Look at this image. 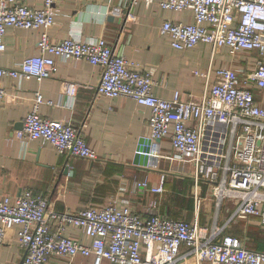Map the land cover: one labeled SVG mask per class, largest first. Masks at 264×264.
<instances>
[{"label": "built area", "instance_id": "built-area-1", "mask_svg": "<svg viewBox=\"0 0 264 264\" xmlns=\"http://www.w3.org/2000/svg\"><path fill=\"white\" fill-rule=\"evenodd\" d=\"M57 1L43 0L40 8H34L18 0H0V54L6 48L8 27L39 32L38 54L12 69L0 65V79L42 80L54 74L56 58L85 60L97 66V93L129 98L147 108L150 139H169L179 160L193 165L195 184L208 183L216 206L225 200L232 202L234 209L225 225L250 218L264 225V0H158L160 9L190 13L187 21L165 20L160 26V33L169 37L174 50L182 52L205 43L213 53L222 49L232 56L256 53L249 68L207 70L202 74L205 85L197 99H182L179 91L171 98L154 95L152 73L140 71L135 63L115 54L104 37L71 34L52 42L48 29L55 23ZM139 1L152 0H130L131 5ZM79 87L65 82L62 93L75 99ZM5 95L0 85V101ZM43 103L51 104L40 92H34L30 111L21 129L14 132L15 138L21 144L39 139L59 155L96 160V152L71 120L49 119L38 113ZM164 181L162 174L156 185L146 178L133 185L160 194ZM199 205L195 195L196 209ZM67 225L81 229L90 243L63 235ZM14 227L24 251L22 264H49L51 256L71 259L76 255L91 256V264L104 260L110 264H182L190 257L196 264H264V252L247 248L233 236L216 241L223 227L201 226L197 216L191 222L156 213L141 217L129 204L58 212L49 208L45 196L28 189L14 200L0 199V244L6 231ZM183 246L186 251L181 250Z\"/></svg>", "mask_w": 264, "mask_h": 264}, {"label": "crops", "instance_id": "crops-1", "mask_svg": "<svg viewBox=\"0 0 264 264\" xmlns=\"http://www.w3.org/2000/svg\"><path fill=\"white\" fill-rule=\"evenodd\" d=\"M18 1L34 8L43 4V0ZM157 2L139 1L131 5L130 0H58L54 5L55 23L48 34L54 43L71 34L104 37L115 54L135 63L140 71L152 73L155 82L152 92L161 98H171L179 91L182 99H197L205 85L202 74L207 70L253 65L256 53L239 52L232 56L225 49L213 53L205 43L182 52L174 50L169 37L160 33V26L165 20L187 21L190 13L163 10ZM38 35L37 30L8 27L0 65L12 69L25 58L37 55ZM99 81L97 66L85 60L59 58L54 74L42 80H12L7 76L0 79L6 92L0 101V199L14 200L28 189L45 196L49 208L58 212L73 213L109 204L121 208L129 204L141 217L156 213L191 222L197 216L201 226L223 227L216 241L233 236L241 239L247 248L264 252V225L256 218L225 225L234 205L230 200L223 201L219 207L215 205L208 183L195 184L193 165L179 160L167 137L158 142L151 140L149 147L153 146V152L150 151L157 155L137 156L144 154L139 151L145 146L142 140L150 139L148 109L129 98L98 94ZM65 82L80 84L75 99H68L62 93ZM36 91L51 102L40 104L38 113L49 119L71 120L96 152V160L59 155L50 144L39 139L21 144L15 138L14 132L21 129ZM162 174L165 181L160 194L133 185L144 178L156 185ZM195 195L200 200L197 209ZM16 228L7 230L5 241L0 244V264H22L24 251L15 238ZM63 235L82 244L90 243L82 230L73 225L65 226ZM181 250L186 251L184 246ZM92 261L91 256L76 255L71 259L51 256L49 264H91ZM101 264L110 263L104 260ZM182 264L196 263L190 257ZM200 264L212 263L201 261Z\"/></svg>", "mask_w": 264, "mask_h": 264}, {"label": "water", "instance_id": "water-1", "mask_svg": "<svg viewBox=\"0 0 264 264\" xmlns=\"http://www.w3.org/2000/svg\"><path fill=\"white\" fill-rule=\"evenodd\" d=\"M155 142H158V141H160L159 139H156V140H154ZM152 142L153 141H151V139H143L142 140V144L143 145H145V146H141V148H140V152L141 153H144V154H137V156L139 157V158H141L142 156L144 157V158H148V156H149V153L153 150V146H152V148L151 147H149V145H151L152 144ZM151 148V149H150ZM151 150V151H150Z\"/></svg>", "mask_w": 264, "mask_h": 264}, {"label": "rangeland", "instance_id": "rangeland-1", "mask_svg": "<svg viewBox=\"0 0 264 264\" xmlns=\"http://www.w3.org/2000/svg\"><path fill=\"white\" fill-rule=\"evenodd\" d=\"M251 52H252V53H255V51H251ZM151 140H152V139H151ZM151 153H152V152L149 153V156H152ZM209 193H210V192H209ZM210 195H211V194H210ZM211 196H212V195H211ZM212 197H213V196H212ZM196 198H197V195H196ZM225 201H227V200H225ZM231 206H232V205H231ZM232 208H233V207H232ZM232 211H233V210H232ZM236 221H237V220H236Z\"/></svg>", "mask_w": 264, "mask_h": 264}]
</instances>
